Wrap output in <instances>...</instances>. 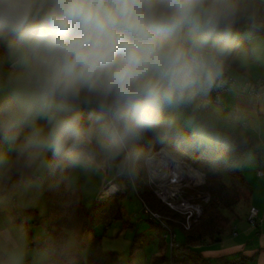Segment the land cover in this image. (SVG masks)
I'll return each instance as SVG.
<instances>
[{"label":"clouds","instance_id":"9594fccd","mask_svg":"<svg viewBox=\"0 0 264 264\" xmlns=\"http://www.w3.org/2000/svg\"><path fill=\"white\" fill-rule=\"evenodd\" d=\"M264 0H0V166L99 162L134 180L144 141L198 130ZM49 155L51 160H49ZM15 264L22 256L13 254Z\"/></svg>","mask_w":264,"mask_h":264},{"label":"trees","instance_id":"16d2710c","mask_svg":"<svg viewBox=\"0 0 264 264\" xmlns=\"http://www.w3.org/2000/svg\"><path fill=\"white\" fill-rule=\"evenodd\" d=\"M259 3L260 0H257ZM264 15V8L261 9ZM246 30L241 24L239 32ZM254 37L264 36V28L253 30ZM253 46L248 42H237L228 65L236 67L237 55L240 52L251 54ZM214 142H202L194 133L185 130L183 139L174 138L166 144L158 143L151 135L144 141L145 157L148 158L160 149H165L172 157L181 160L205 175V184L195 191L186 190V197H193L195 192L209 195V201L203 205L201 218L188 231L167 220V226L174 232L179 228L183 233V244L180 245L183 255L175 258H159L155 264H248L245 258L235 256L232 260L226 257L210 260L201 255L199 248L206 244L217 243L225 232L230 229L235 217V208L241 201H246L251 193V187L245 179L242 168L245 157L250 150H254L258 141L251 135L241 134L239 131L224 132L211 130ZM258 157V150L253 151ZM15 154L11 153V160ZM145 158V159H146ZM144 160L134 185L123 175L115 182L124 183L120 193L99 195L91 209L87 210L81 201V194L77 187H67L65 179L73 166L60 164L55 168L48 167L44 182L47 202L45 217V235L35 243L39 249L45 250L48 256L46 264H131L121 260L117 253L104 252L101 249L100 237L90 236L93 230L101 225H108L111 221L122 216V200L130 190H133L150 211L163 218H178L173 212L162 205L153 195L145 180ZM49 160L51 156L49 155ZM29 168L10 163L2 172L0 191L3 195H12L15 189L25 183L29 176ZM195 193V194H194ZM200 195V196H201ZM12 216L18 224L23 223L29 216L36 215L33 211H14ZM149 219V218H148ZM72 232L75 247L65 248L67 233ZM90 236V237H89ZM87 248V257L83 261L79 248ZM0 264H12L7 256L0 252Z\"/></svg>","mask_w":264,"mask_h":264},{"label":"rangeland","instance_id":"374dc122","mask_svg":"<svg viewBox=\"0 0 264 264\" xmlns=\"http://www.w3.org/2000/svg\"><path fill=\"white\" fill-rule=\"evenodd\" d=\"M253 30L246 26V30L239 32L237 42H248L250 45L259 46L260 54L264 49V36L254 37ZM252 54L240 52L237 55V66L230 70V76L238 80L237 76L242 75L244 65L251 60ZM245 121L244 117L238 115H214L212 113L204 114L199 112L197 115L198 130L194 133L191 129H186L194 133L202 142L211 144L214 142L211 130H221L224 132L240 131V123ZM245 133V132H244ZM243 133V134H244ZM252 154L250 150L248 156ZM11 160V153H9ZM174 158V157H173ZM176 159V158H175ZM178 160V159H177ZM11 163V161H10ZM0 166V178L2 172L10 165ZM98 162H93L87 166L73 167L70 174L65 179L67 187H77L81 194L83 206L89 210L93 207L102 190V185L107 186L117 177L121 179L122 175L115 169L103 166ZM108 169V171H107ZM145 170V168H144ZM48 166L29 167L27 175L29 179L21 186L17 187L12 195H3L0 191V223L6 225L14 239V244L6 242L0 237V252L4 253L12 264L14 253L22 256L20 264H46L48 256L45 250L39 249L35 243L45 235V217L47 215V202L44 190V182L47 175ZM145 182L148 185L145 170ZM37 178H41L39 181ZM129 180L132 185V179ZM103 184L101 185V183ZM119 189H124V183L115 182ZM149 187V185H148ZM150 189V187H149ZM151 190V189H150ZM196 193V194H195ZM192 198L197 199L201 194L195 192ZM202 196V195H201ZM242 202V201H241ZM244 202V201H243ZM122 216L113 220L108 225L101 224L97 226L90 236L100 237L101 249L104 252L117 253L121 260L131 264H155L159 258L170 257L173 255L179 258L183 255L181 248H170V238L165 231L157 224L148 219L143 212V204L133 190L125 194L123 200ZM242 207V206H241ZM33 211L36 215V222L33 216L27 217L23 223L18 224L12 216L14 211ZM136 215V216H134ZM177 219V218H176ZM174 224V223H173ZM229 229L222 236V242L225 243L231 234ZM176 242L178 245L183 244V233L179 228L174 230ZM89 236V237H90ZM75 247V239L72 232L67 233L65 248L72 249ZM219 248V244L204 245L202 248ZM83 261L87 257V248H79ZM233 257H229L232 260ZM159 263V260L158 262ZM173 264H179L174 262Z\"/></svg>","mask_w":264,"mask_h":264},{"label":"crops","instance_id":"0c3cea01","mask_svg":"<svg viewBox=\"0 0 264 264\" xmlns=\"http://www.w3.org/2000/svg\"><path fill=\"white\" fill-rule=\"evenodd\" d=\"M258 48L259 46L253 45L251 53L253 57L244 65L242 75L237 76L238 80H236L234 91L223 96L221 107L213 108L210 111L214 115L233 114L244 117L245 121L239 125L245 132L242 134L254 137L258 141L254 150L259 151L258 157L254 154V150H251L250 156L247 153L245 157L242 173L251 187V193L246 201L240 202L235 208V217L229 229L230 238L225 243L222 240L212 243L222 246L219 248H199L201 255L212 261L223 257L229 259V257L240 256V258H245L248 264H264V176L257 175L258 171L264 172V84L260 88L261 94L258 98L248 96L244 88L245 83L249 80L264 82V54L261 55ZM262 53H264V49H262ZM96 164L99 167V162ZM99 169L101 168L99 167ZM250 207L258 210L261 220L256 228L250 227L247 223ZM0 237L2 240L14 244L11 231L2 223H0Z\"/></svg>","mask_w":264,"mask_h":264},{"label":"built area","instance_id":"2783aa9c","mask_svg":"<svg viewBox=\"0 0 264 264\" xmlns=\"http://www.w3.org/2000/svg\"><path fill=\"white\" fill-rule=\"evenodd\" d=\"M231 67L228 65L222 83L215 88L207 97L202 98V108L199 112L208 114L213 108L221 107L223 96L234 91L236 80L230 76ZM264 84L261 80L247 81L244 85L248 96L258 98L260 88ZM144 168L148 185L155 198L167 209L178 216L177 219H165L161 215L150 211L145 205L143 212L150 221L159 225L164 231V238H170V248H179L176 236L171 228L167 226V220L178 225L184 231H188L203 214V205L209 201V195L198 196L197 199L186 197V190L195 191L205 184V175L194 169L187 163L173 158L165 149H160L145 159ZM258 176H264V172L258 171ZM40 181V178H37ZM116 180V179H115ZM115 180L107 186H103L99 195L109 196L117 194L118 188ZM136 216V215H134ZM258 210L250 207L247 215V223L250 227L259 226Z\"/></svg>","mask_w":264,"mask_h":264}]
</instances>
